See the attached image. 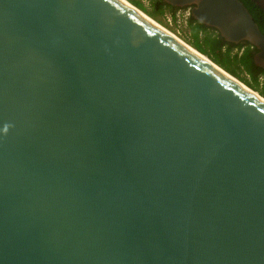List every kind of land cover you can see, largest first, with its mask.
I'll list each match as a JSON object with an SVG mask.
<instances>
[{
    "label": "water",
    "instance_id": "obj_1",
    "mask_svg": "<svg viewBox=\"0 0 264 264\" xmlns=\"http://www.w3.org/2000/svg\"><path fill=\"white\" fill-rule=\"evenodd\" d=\"M163 1L264 69L241 0ZM0 264H264V101L119 0H0Z\"/></svg>",
    "mask_w": 264,
    "mask_h": 264
},
{
    "label": "trees",
    "instance_id": "obj_2",
    "mask_svg": "<svg viewBox=\"0 0 264 264\" xmlns=\"http://www.w3.org/2000/svg\"><path fill=\"white\" fill-rule=\"evenodd\" d=\"M128 1L160 24L162 23L160 17L166 12L175 16V11L171 10L169 4L163 0H149L148 6L143 5L141 0ZM187 23L191 39V44L187 42L189 45L249 88L255 89L254 91L259 90L260 93L256 92L264 97V69L255 65L252 59L256 49L251 50L247 42L246 44H234L225 41L215 29L202 24L190 14ZM258 25L264 33V25L259 20Z\"/></svg>",
    "mask_w": 264,
    "mask_h": 264
},
{
    "label": "rangeland",
    "instance_id": "obj_3",
    "mask_svg": "<svg viewBox=\"0 0 264 264\" xmlns=\"http://www.w3.org/2000/svg\"><path fill=\"white\" fill-rule=\"evenodd\" d=\"M141 2L145 6H148V4H149V0H141ZM187 13L188 14L190 13V11L188 12V9H182V10L176 11L175 16H172L171 13L167 12L164 15H161L160 18L162 20L161 24L168 27L169 28L168 30L170 32H172L174 35H176L178 38H180L184 42H186V43L188 42L189 44H191L190 43V40H191L190 39V31L188 29V23H187V21H188V14ZM256 91L259 92V90H256Z\"/></svg>",
    "mask_w": 264,
    "mask_h": 264
},
{
    "label": "bare ground",
    "instance_id": "obj_4",
    "mask_svg": "<svg viewBox=\"0 0 264 264\" xmlns=\"http://www.w3.org/2000/svg\"><path fill=\"white\" fill-rule=\"evenodd\" d=\"M119 1H121L122 3L128 5L131 8H133L138 13V15H140L141 17H143L147 21L151 22L152 24L156 25V27H158L159 29H162V30L164 29V31L167 34H169L170 36H172L174 39L178 40V42H180L181 44H183L188 50L192 51L195 54H198L199 56H201L202 58H204L206 61L210 62V64H212V66H214L220 72L224 73L225 75L230 76V78H232L233 81H235L236 83H238L245 90H247L249 92H252L253 95H255L258 99H260L261 101H264V97H262L261 95H259L256 91H254L253 89L249 88L247 85H245L244 83L240 82L238 79L234 78L231 74H229L228 72H226L224 69H222L220 66H218L217 64H215L213 61H211L210 59H208L204 55H201L191 45L187 44L186 42H184L183 40H181L180 38H178L176 35H174L168 29H166L161 24H159L156 20H154L153 18H151L150 16H148L146 13H144L142 10H140L139 8H137L133 4H131L128 0H119Z\"/></svg>",
    "mask_w": 264,
    "mask_h": 264
},
{
    "label": "flooded vegetation",
    "instance_id": "obj_5",
    "mask_svg": "<svg viewBox=\"0 0 264 264\" xmlns=\"http://www.w3.org/2000/svg\"><path fill=\"white\" fill-rule=\"evenodd\" d=\"M241 1L246 6L248 11L251 13V15H252L253 19L256 21V23L258 24V20H259L262 23V25H264V0H241ZM169 6H170V9L171 10L173 9L175 12L178 10H182V9H189V11H190L189 7H176V6H173L170 4H169ZM168 13H170V12H168ZM241 43L246 44V42H241ZM250 48H251V50L254 49L253 47H251V45H250Z\"/></svg>",
    "mask_w": 264,
    "mask_h": 264
},
{
    "label": "built area",
    "instance_id": "obj_6",
    "mask_svg": "<svg viewBox=\"0 0 264 264\" xmlns=\"http://www.w3.org/2000/svg\"><path fill=\"white\" fill-rule=\"evenodd\" d=\"M188 12H189V9H188ZM188 14V13H187ZM189 15V14H188Z\"/></svg>",
    "mask_w": 264,
    "mask_h": 264
},
{
    "label": "clouds",
    "instance_id": "obj_7",
    "mask_svg": "<svg viewBox=\"0 0 264 264\" xmlns=\"http://www.w3.org/2000/svg\"><path fill=\"white\" fill-rule=\"evenodd\" d=\"M7 126L5 127V130H6Z\"/></svg>",
    "mask_w": 264,
    "mask_h": 264
}]
</instances>
